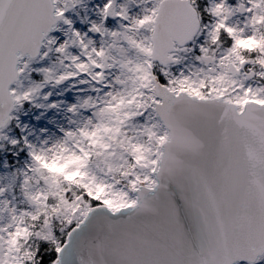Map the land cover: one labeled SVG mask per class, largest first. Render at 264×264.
I'll use <instances>...</instances> for the list:
<instances>
[{
	"label": "snow or ice",
	"instance_id": "6c2138e0",
	"mask_svg": "<svg viewBox=\"0 0 264 264\" xmlns=\"http://www.w3.org/2000/svg\"><path fill=\"white\" fill-rule=\"evenodd\" d=\"M0 264H264V0H0Z\"/></svg>",
	"mask_w": 264,
	"mask_h": 264
}]
</instances>
